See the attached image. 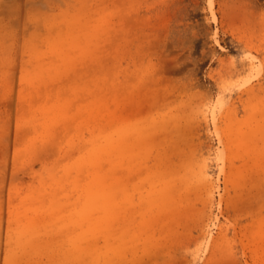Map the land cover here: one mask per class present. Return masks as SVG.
<instances>
[{
    "label": "rangeland",
    "instance_id": "rangeland-1",
    "mask_svg": "<svg viewBox=\"0 0 264 264\" xmlns=\"http://www.w3.org/2000/svg\"><path fill=\"white\" fill-rule=\"evenodd\" d=\"M212 1L0 0V264H264V0Z\"/></svg>",
    "mask_w": 264,
    "mask_h": 264
},
{
    "label": "bare ground",
    "instance_id": "bare-ground-1",
    "mask_svg": "<svg viewBox=\"0 0 264 264\" xmlns=\"http://www.w3.org/2000/svg\"><path fill=\"white\" fill-rule=\"evenodd\" d=\"M208 5H209V9L211 11V16L213 18H215V14H214V11H213V1L212 0H208ZM254 47H255L256 50H260V48H259L258 45H254ZM248 57L249 58L248 59L246 58V59L248 60L249 68L252 69V68H254L253 67V61H254L253 59L254 58L257 59V57H255L254 55L253 56L250 55ZM236 70H237V64L234 61L231 62V64L228 65V66H226V68H225V72L226 73H231V72L236 71ZM263 71H264V67L260 63L259 66L256 68V73H255V77H257L259 79V81L256 83V85H253V84L252 85H249L248 87H246L245 89H243L242 90V93L239 94V95H237V97L235 99H233V97L230 98L228 96V98L226 99L227 109L225 110V113L222 114V116L225 119H229L232 114H235V111L238 110L237 108L239 106L245 107L247 104H249V100L252 98L254 90H256V91H264V84H263L264 73H263ZM242 94H245V97L242 96ZM214 116L211 119H212V123L214 125H216V123L218 122V119L219 118H216ZM205 163H206V161H205ZM200 168H201L200 169L201 178L204 179V180H208V177L209 176H208V174L206 172L207 170L204 167H200ZM221 170H223V169H221ZM204 184H207V181H204Z\"/></svg>",
    "mask_w": 264,
    "mask_h": 264
}]
</instances>
